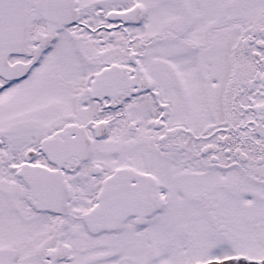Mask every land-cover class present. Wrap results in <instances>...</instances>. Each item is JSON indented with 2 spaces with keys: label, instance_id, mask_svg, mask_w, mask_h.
I'll list each match as a JSON object with an SVG mask.
<instances>
[{
  "label": "snow or ice",
  "instance_id": "1",
  "mask_svg": "<svg viewBox=\"0 0 264 264\" xmlns=\"http://www.w3.org/2000/svg\"><path fill=\"white\" fill-rule=\"evenodd\" d=\"M0 264H264V0H0Z\"/></svg>",
  "mask_w": 264,
  "mask_h": 264
}]
</instances>
